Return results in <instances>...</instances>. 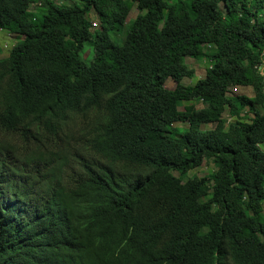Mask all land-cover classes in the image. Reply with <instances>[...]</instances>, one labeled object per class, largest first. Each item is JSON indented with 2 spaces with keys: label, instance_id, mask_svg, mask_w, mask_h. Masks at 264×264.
<instances>
[{
  "label": "trees",
  "instance_id": "obj_1",
  "mask_svg": "<svg viewBox=\"0 0 264 264\" xmlns=\"http://www.w3.org/2000/svg\"><path fill=\"white\" fill-rule=\"evenodd\" d=\"M39 1L0 0V264H264V0Z\"/></svg>",
  "mask_w": 264,
  "mask_h": 264
},
{
  "label": "rangeland",
  "instance_id": "obj_2",
  "mask_svg": "<svg viewBox=\"0 0 264 264\" xmlns=\"http://www.w3.org/2000/svg\"><path fill=\"white\" fill-rule=\"evenodd\" d=\"M53 1L57 4H66V5L76 4L77 6L81 7V2L79 0H53ZM29 10L34 12L36 14V17L39 18L40 17V10H42L41 6H40V1L39 0H33V2L29 5ZM137 13H138V11L136 9V6L133 4L132 8L130 10V13L127 17L126 24L124 25V27H122V29L116 33H110V38L114 41L115 40H117V41L122 40L124 38V34H125L126 30L128 29V26L134 20ZM87 18H88L89 22L91 23V26H92L91 30L93 31L98 25V20H97V18L93 12H91L87 16ZM19 39H21V38L12 34V33H9L8 31L0 30V58L7 57L11 47L15 43H17V41ZM81 57H82V59L86 65H89L91 63L92 58H93V52H92V48L90 47V45L88 43L84 44L83 51L81 52ZM184 62L188 68H191L192 70H194V76L192 78H190V79L185 78L182 80V83L186 86H192L195 84V82L197 80L203 78L206 68L210 65V62L206 59L194 60L192 58L187 57V58H185ZM164 86H165V88L172 90L175 87V84L171 79H167ZM251 93H252L251 88H240V89L239 88H231L228 90L226 95L245 94L246 96H250ZM191 102L194 104L195 108H197V109H200L203 107V104L200 101L193 100ZM187 104H188L187 102L186 103L185 102H178L177 109L179 111H182L183 107ZM260 111L264 112V107L261 108ZM224 116H226V118H228L227 112L224 113ZM250 117H251V115H250ZM175 126L184 128V127H186V124H175ZM211 127H212V125H203L202 130L206 131V130L210 129ZM261 148H263V147L261 146ZM214 171H215V167L211 161H203L199 167H197L196 169L190 170L186 174L184 179L191 180L193 178L209 177L213 174ZM172 174L175 177L179 176L176 172H172ZM263 215H264V204H263Z\"/></svg>",
  "mask_w": 264,
  "mask_h": 264
},
{
  "label": "built area",
  "instance_id": "obj_3",
  "mask_svg": "<svg viewBox=\"0 0 264 264\" xmlns=\"http://www.w3.org/2000/svg\"><path fill=\"white\" fill-rule=\"evenodd\" d=\"M260 73H261V75H263V74H264V73H263V71H262V69H261V72H260Z\"/></svg>",
  "mask_w": 264,
  "mask_h": 264
},
{
  "label": "clouds",
  "instance_id": "obj_4",
  "mask_svg": "<svg viewBox=\"0 0 264 264\" xmlns=\"http://www.w3.org/2000/svg\"><path fill=\"white\" fill-rule=\"evenodd\" d=\"M195 169H196V168H195ZM191 170H193V169H191ZM189 171H190V170H189ZM189 171H188V172H189ZM188 172H187V173H188Z\"/></svg>",
  "mask_w": 264,
  "mask_h": 264
}]
</instances>
